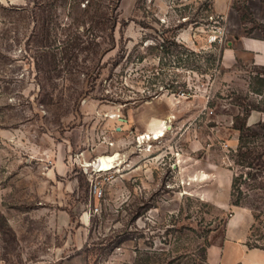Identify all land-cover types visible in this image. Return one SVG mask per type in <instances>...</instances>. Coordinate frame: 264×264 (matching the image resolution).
<instances>
[{
  "label": "rangeland",
  "instance_id": "rangeland-1",
  "mask_svg": "<svg viewBox=\"0 0 264 264\" xmlns=\"http://www.w3.org/2000/svg\"><path fill=\"white\" fill-rule=\"evenodd\" d=\"M211 2L0 0V264H197L207 236L231 234L235 102L264 101L249 89L264 67L233 43L264 38L241 21L264 25V0L213 5L217 21Z\"/></svg>",
  "mask_w": 264,
  "mask_h": 264
},
{
  "label": "trees",
  "instance_id": "trees-1",
  "mask_svg": "<svg viewBox=\"0 0 264 264\" xmlns=\"http://www.w3.org/2000/svg\"><path fill=\"white\" fill-rule=\"evenodd\" d=\"M213 5L214 2H211V4L206 6L205 10L209 13L207 16L208 18H211L213 21H217L218 18L214 16ZM241 21L244 25L246 23H252L254 25L253 29L264 31V25L255 21L248 8H245V14L241 16ZM245 32L249 37L250 32ZM166 43L167 40H165L160 46L162 47V51L165 53V56H168L171 52L170 47H167ZM185 52H187V50H185ZM222 54L223 52L221 51L220 55L217 57L210 56V61L214 64L217 61V64L220 65ZM188 56L196 55L194 53H189ZM249 89L252 94L258 97H264V70L263 73H258L252 77ZM246 99L247 97L239 96L235 102V104L242 107L244 111L241 123H236L234 127V129L239 133V146L237 149L238 152H236L235 155V164L240 166L243 171L236 174L233 178L231 188V206L236 208H247L252 212L254 220V224L250 229V232L252 233L256 223L264 228V179L259 181V178L262 179L264 176V152H259L257 148H252L250 146L251 143L248 142L249 135H255V133L252 131V128L248 125L247 121L251 111H258L264 114V101L259 103L256 101L245 103ZM244 170L248 172H244ZM251 193L256 195V199L252 202L249 201V195ZM257 231H259V229ZM252 236V234L249 235L246 245L250 249L256 248L264 250V244L260 245L255 243ZM259 240L264 241V235H261L259 239H256V241ZM210 247L211 245L207 236L204 241V246L199 252L197 264H209L208 251Z\"/></svg>",
  "mask_w": 264,
  "mask_h": 264
},
{
  "label": "crops",
  "instance_id": "crops-1",
  "mask_svg": "<svg viewBox=\"0 0 264 264\" xmlns=\"http://www.w3.org/2000/svg\"><path fill=\"white\" fill-rule=\"evenodd\" d=\"M222 0H215L214 8L218 15H230L227 0L222 4ZM227 13L228 16H227ZM264 13L261 8L258 18L264 23ZM233 45L239 50L248 54L251 62L255 66L264 67V38H249L239 36ZM236 53V52H235ZM238 54H230V61L235 60ZM254 119V120H253ZM249 126L255 125L257 118L253 115L249 117ZM253 120V121H252ZM253 225L252 212L246 208H237L231 219L227 221V229L230 235H225L220 241L211 244L208 251L209 264H264V250L250 249L246 244L249 238L250 229ZM64 264H87L84 257L79 256Z\"/></svg>",
  "mask_w": 264,
  "mask_h": 264
},
{
  "label": "bare ground",
  "instance_id": "bare-ground-1",
  "mask_svg": "<svg viewBox=\"0 0 264 264\" xmlns=\"http://www.w3.org/2000/svg\"><path fill=\"white\" fill-rule=\"evenodd\" d=\"M118 155L114 157L100 156L93 162L86 164L88 167H95L97 171H112L116 168L115 161L117 160Z\"/></svg>",
  "mask_w": 264,
  "mask_h": 264
},
{
  "label": "built area",
  "instance_id": "built-area-1",
  "mask_svg": "<svg viewBox=\"0 0 264 264\" xmlns=\"http://www.w3.org/2000/svg\"><path fill=\"white\" fill-rule=\"evenodd\" d=\"M95 193L97 194V195H99V197H101L102 196V191L99 189V188H95Z\"/></svg>",
  "mask_w": 264,
  "mask_h": 264
}]
</instances>
